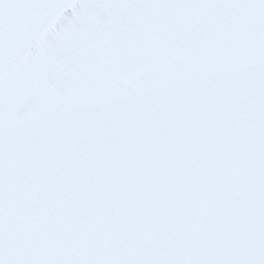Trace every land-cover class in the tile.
I'll return each instance as SVG.
<instances>
[{
	"label": "snow or ice",
	"instance_id": "6c2138e0",
	"mask_svg": "<svg viewBox=\"0 0 264 264\" xmlns=\"http://www.w3.org/2000/svg\"><path fill=\"white\" fill-rule=\"evenodd\" d=\"M0 264H264V0H0Z\"/></svg>",
	"mask_w": 264,
	"mask_h": 264
}]
</instances>
